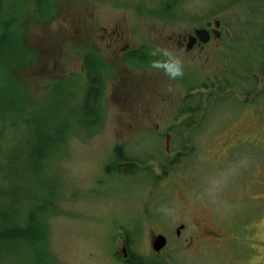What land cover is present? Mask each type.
Returning a JSON list of instances; mask_svg holds the SVG:
<instances>
[{"label":"rangeland","instance_id":"obj_1","mask_svg":"<svg viewBox=\"0 0 264 264\" xmlns=\"http://www.w3.org/2000/svg\"><path fill=\"white\" fill-rule=\"evenodd\" d=\"M44 1L40 16L36 0H14L18 38L34 56L8 68V83L0 79V93L18 105L10 101L5 112L21 115L13 127L3 122L0 133L4 146L30 151L21 146L28 138L21 140L36 123L65 127L63 151L46 173L55 212L44 220L37 252L45 264H124V238L152 264H264V0L171 2L177 12L152 1ZM213 18L222 21L223 35L203 50L187 54L170 42ZM114 31L137 49L159 51L148 63H120ZM164 52L181 61L182 76L152 67L168 63ZM88 53L110 66L105 112L94 128L75 117L87 90ZM224 77L240 87L221 93ZM244 83L254 85L252 95ZM210 92L202 104L198 97L186 101L202 105L198 113L182 110L187 95L204 100ZM117 144L139 159L138 168L106 172ZM158 233L171 242L156 253ZM31 254L0 252V264H35Z\"/></svg>","mask_w":264,"mask_h":264},{"label":"trees","instance_id":"obj_2","mask_svg":"<svg viewBox=\"0 0 264 264\" xmlns=\"http://www.w3.org/2000/svg\"><path fill=\"white\" fill-rule=\"evenodd\" d=\"M5 1L0 0V79L4 83H8L7 79L11 65L27 64V59L34 56V51L32 48L27 47L23 38H20L21 40L18 38V35L22 36V33L17 28V17L19 15L16 14L15 16L14 10L20 8V2L12 0V4H5ZM172 1L179 3V0H162L161 3ZM36 2L38 8L35 11L36 14L44 16L46 12L45 1L36 0ZM167 9V11L171 9L173 12H177L174 6ZM4 11H7V14L4 15L5 19L1 20ZM133 58H128V63L133 64L132 61L141 62V58ZM84 62L88 79L87 90L80 106L81 114L77 111L75 117L77 115L79 117L77 116L78 120L76 118L75 120L78 121L80 126L94 128L101 122L103 112H105V76L110 72V66L103 60L101 61L96 57L94 59L93 56H90V53L86 54ZM250 70L252 71V67ZM236 84L240 87L237 81ZM229 85L233 84L230 83ZM243 86H245V83ZM219 88L221 89V87ZM253 90L246 89L244 92L251 95ZM7 95L9 94L5 92L0 93V122H2L0 125L6 127L3 122L7 124V121H10L12 123L11 127H13L16 117L19 118L21 115L14 112L10 116L8 112H5L7 103L12 102ZM194 97H198L202 104L209 97H213V93L210 92V95L205 97L204 100L199 94H189L185 97L181 105L182 110L187 113L192 112V116L198 113L202 106L198 104L192 106V104L186 102ZM12 103L14 108L18 107L14 101ZM46 129L50 133H46ZM2 133H0V171L3 169L6 173L0 183V252L25 251L29 254L33 252L36 256L35 264H45L46 255L40 253L38 255L37 252L41 249L45 239L44 220L52 212H55L54 189L49 184L46 185V173L50 168L51 159L63 151L66 130L62 124L51 126L39 121L35 124L34 130H30V134L27 133V137L21 140L23 142L25 138H28L27 143L21 146H28V148H31L30 151L19 149L20 146L15 148L10 143L4 146ZM12 137H15L14 134ZM126 148L127 146L124 144H117L114 147V160L105 166L107 173L114 172V170L130 173L133 166H139V159L129 154ZM17 159L18 162L16 163ZM131 248L129 250L131 255L130 264H152L146 261L142 255H137Z\"/></svg>","mask_w":264,"mask_h":264},{"label":"flooded vegetation","instance_id":"obj_3","mask_svg":"<svg viewBox=\"0 0 264 264\" xmlns=\"http://www.w3.org/2000/svg\"><path fill=\"white\" fill-rule=\"evenodd\" d=\"M151 1L152 4L154 5L151 6ZM162 0H138L136 1V5H144V4H148L149 6L153 7V8H159L161 9L162 7H164L163 5H167L166 7H172L173 3H161ZM173 2V1H172ZM126 5H129V3H127ZM175 5V4H174ZM152 8V9H153ZM218 18H213V20H216ZM208 29L209 33H210V39L209 42L211 41L212 38L214 39H218L215 38V28H214V24L212 20H205V21H201V22H197V24H194L190 29H187L183 32H180L179 35L177 36V39L173 37V39L170 40L171 43L176 44L178 50L180 51H185L187 54H190L198 49L203 50L205 45L207 43L203 42L197 35H196V31L198 29ZM225 30V29H224ZM223 35V30H222V21H221V37ZM191 37L194 38V42L192 43V46L190 47V40ZM208 42V43H209ZM123 43L122 46H120ZM111 45L117 46V49L115 50V54L118 56L120 63L125 62V60L129 59H134L135 58H141V62L142 59H146L149 56L152 57L154 55H152V52L154 50H152L150 47H145L142 46V48L137 49V47L135 45H130V43L128 41H126V39L118 32H113L112 33V42ZM149 59V58H148ZM147 60V59H146ZM140 63V62H139ZM124 64V63H123ZM225 79V77L223 78ZM221 80V93H225L227 90L231 89V88H236L237 85H232L230 86L227 82H229L228 80L225 81ZM258 83V81H257ZM253 87V88H251ZM238 88V87H237ZM246 89H254V85H247V83H245V86H243L242 90L245 91ZM245 93V92H244ZM253 93V92H252ZM251 93V95H252ZM246 94V93H245ZM249 95V94H248ZM247 96V94H246ZM247 101V100H245ZM166 138H170V134L166 133ZM185 224L181 223L180 227L177 229V235L179 236L181 234L182 229L185 228ZM167 237V246L169 245V243L171 242V237L169 235H167L166 233H162ZM210 236V235H208ZM166 246V247H167ZM122 247L124 249H126V252L124 253V255L121 257V260H123L124 264H130L129 260H130V245L129 242L127 241L126 238H124L122 240Z\"/></svg>","mask_w":264,"mask_h":264},{"label":"clouds","instance_id":"obj_4","mask_svg":"<svg viewBox=\"0 0 264 264\" xmlns=\"http://www.w3.org/2000/svg\"><path fill=\"white\" fill-rule=\"evenodd\" d=\"M159 49L156 51L152 52V55H157V52ZM164 55L168 57V63H160V62H153L152 67L153 68H165L167 75H169L171 78L175 79L177 77H180L183 75V69L181 67V61L178 58L173 57L170 53L164 52Z\"/></svg>","mask_w":264,"mask_h":264},{"label":"water","instance_id":"obj_5","mask_svg":"<svg viewBox=\"0 0 264 264\" xmlns=\"http://www.w3.org/2000/svg\"><path fill=\"white\" fill-rule=\"evenodd\" d=\"M216 25L217 27L220 26V22L219 20H216ZM196 35L203 41V42H207L210 38L209 36V32L206 30V29H198L196 31ZM217 36H219V33H217ZM194 38L191 37V40H190V47L192 46V43L194 42L193 40ZM167 244V238L166 236L162 235V234H159V235H155L153 237V242H152V247L155 251L159 252L161 251V249L163 247H165ZM123 252L125 253L126 252V249H123Z\"/></svg>","mask_w":264,"mask_h":264}]
</instances>
